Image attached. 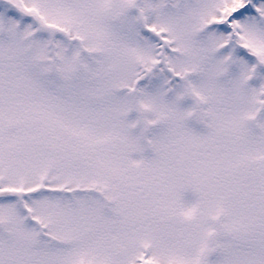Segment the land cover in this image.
Wrapping results in <instances>:
<instances>
[{"label":"rangeland","instance_id":"374dc122","mask_svg":"<svg viewBox=\"0 0 264 264\" xmlns=\"http://www.w3.org/2000/svg\"><path fill=\"white\" fill-rule=\"evenodd\" d=\"M107 65L112 66L110 73ZM143 69L156 74L157 80L140 85L142 97L134 100L120 90L127 84L132 88L129 82ZM170 76L172 84L167 81ZM188 77H193L189 78L193 91L205 97L201 107L208 117L205 135H190L181 126L185 110L161 100L162 90ZM138 108L147 124L172 121L180 138L193 144L173 139L175 145L191 158L200 154L202 160L219 158L221 171L228 166L232 149L239 150L243 143L255 148L247 147L246 164L263 159L259 154L264 155V0H0V186L102 187V196L110 201L105 212L111 211L113 223L101 221L93 227L97 233L91 242H84L76 231L67 235L65 218L59 220L60 205L51 207L50 200L31 204L36 220L60 241L45 245L34 242L33 229L18 226L12 207L5 205L4 211L0 203V220L5 221L0 227L10 232L9 237L0 235V264H73L77 258L82 264H130L137 251L141 258L142 251L138 244L136 251L126 250L124 238L143 242L149 264H190L185 252L168 248L197 245L208 227L204 214L189 223L177 219L170 236L162 227L150 225L149 207L134 208L127 217L132 233L123 225L127 219L121 200L132 192L126 183L121 187L120 163L130 155L126 148L135 140ZM7 123L14 124L10 132L5 131L12 127ZM221 143L222 151L217 149ZM106 160L118 174L111 175L109 190L104 188ZM139 160L133 165L139 166ZM145 169L151 170L144 165ZM222 176L229 178L226 172ZM79 199L82 218L88 203ZM90 206L95 212L99 203ZM228 207L233 208L230 203ZM232 217L229 213L228 226ZM178 233L182 237L177 239ZM236 253L229 252L214 264H248Z\"/></svg>","mask_w":264,"mask_h":264},{"label":"flooded vegetation","instance_id":"af4514ba","mask_svg":"<svg viewBox=\"0 0 264 264\" xmlns=\"http://www.w3.org/2000/svg\"><path fill=\"white\" fill-rule=\"evenodd\" d=\"M143 71H145V69H143ZM142 72H140V74ZM148 72L147 80L141 85L157 80L155 79L157 76L156 74L149 70ZM140 74H138V76ZM138 76L135 75L132 77L131 82H129L131 84L130 86L133 85L134 80ZM189 78L193 77L180 78L177 80L178 84H175V86L168 90H162L161 100L163 102L173 101L177 107L185 110L181 126L183 128H188L190 135H205L208 129L206 123L208 117L207 114H205L206 111L202 112L201 109L204 96L201 97L199 91L198 93L193 91L192 79ZM173 80L174 76H170L169 80L167 79L169 84H172L170 82ZM198 80L200 79L194 81ZM218 80L220 81L219 78ZM127 85L124 89L119 90L124 92L127 97H133L134 100H138L139 97H142L139 93V88H130L129 86L127 87ZM193 94L199 95L202 99ZM126 106H128L127 103L125 107ZM143 115V111L138 108L137 115L135 116L140 121L138 120L135 122V136L133 134L135 140L132 142L131 147L129 146L126 148V150L131 151L130 155H127L125 159H123L124 161L120 163L121 174L119 175L122 177L121 187H124L126 183L127 186H131L132 192L131 196L121 200V202L124 203L122 209L125 216L124 219H127V217L133 213L134 208L141 209L149 207L153 209L150 225H154L156 229L162 227L163 233L166 234V236H170L171 233L175 234L177 219L179 221H184V219H186L189 223L192 221L193 217L202 213L207 219L208 227L201 236L196 239L197 245L187 243L185 249L176 250L168 248V251L185 252L190 260V264H214L217 259H222L226 254L234 250H237L235 257L238 259L243 257V260L248 264H260V261H264L262 258L264 256V254H262L264 253V155L259 154V157H263V159L258 161L252 159L246 164V161L250 158H248L249 148L247 147H251L253 144L243 143V146L239 150L232 149L231 159L226 162L228 166L221 171L218 168L220 164L219 158H213V160L210 161L207 159L202 160L200 157L201 154L191 158V155L189 156L181 145H175L173 139L186 141L184 145L191 146L193 144L188 138H180V130L172 121L167 122L161 119L157 120V122L155 121L151 124H147L143 122ZM165 123L167 124L165 125ZM7 124L8 127H12L6 128L7 130L5 131H12V129H14V124ZM127 143L129 144V141H127ZM217 149L222 151L223 143H221ZM217 149L212 151L213 154H218ZM149 153L150 156H147ZM131 156L134 158V162L132 161L133 159H130ZM138 159H140V165H133L136 163L135 161L138 162ZM144 165L151 168V170H143ZM112 166L113 164L111 161L106 160L104 188L108 190L111 188V175L116 174L118 176ZM240 167L242 168L240 169ZM224 172L229 176L228 179L224 180L223 176L221 178ZM207 173L213 174L208 177L206 176ZM128 178L131 179V181H126ZM222 181L224 183H222ZM138 186L141 187V190H139ZM7 189L17 190L20 194L14 197H12V195L1 197L0 195V203L4 204L2 210H6L5 205L11 206V211L13 209L18 216V226L21 224L23 228L29 230L33 229L32 237L33 241L36 243L38 241H45L46 245L49 244V242H56L57 244L60 242L55 238L56 235L48 234L45 228L36 220L37 217L33 216L30 205H39L42 201L45 202L50 200L51 207L57 206L53 203L60 205L63 210L59 220L62 221L65 218L63 223L66 224L64 230L67 235L70 236L73 231H76L78 236L85 240L84 242H91L92 238L97 233L94 231L93 227L97 228L101 221L108 225L111 223V226L113 224L111 211L105 212L109 208L110 201H107L108 198L106 196H102V187L99 188L94 185H84L82 187L80 184L67 187L58 186V188H51L47 184L36 186L17 185V187L0 186V192ZM140 191H142V193L139 194ZM79 197L85 199L88 203V211L84 208L86 215L82 218L79 208V204L82 200L79 199ZM225 199H228V202ZM35 200L37 203H34ZM94 202L99 203V207L95 212H93L94 206H90ZM83 203H85V201H83ZM229 203L233 208L230 209V207H228ZM130 204L133 205V207H131ZM134 204H136V206ZM176 209L179 210V214L176 213ZM181 210L186 214H183V216L180 215L182 214ZM102 213L108 214L110 219H105ZM229 213L233 214V224L231 226H228ZM14 218L15 216L12 215V218L9 220H14ZM20 221L22 222L20 223ZM4 222V220H0V226L3 225ZM75 223L79 224L78 229H75V226H77ZM180 223L182 226L184 225V223ZM217 223L219 224L215 231L217 238L215 242L211 243L208 241V236L214 231V226ZM123 225L125 230L130 234L131 228H133L131 219H127ZM9 234L10 232L7 229L0 227V235L2 237H9ZM127 237H129V235H127ZM181 237V234H176L177 239ZM124 240L128 243L126 250H132L131 252L136 251L134 246L138 244L139 250L142 251V253H140L142 255L141 258L137 251L134 255L137 258H135V260L132 258L133 260H130V264L151 263L150 260H148L149 263L146 262L148 254L145 253V251L149 250L142 248V241H138L139 243L137 242L134 244L131 238L129 240L124 238ZM66 242L67 241H65V243ZM230 245L231 248H229ZM131 246L133 248H131ZM81 248L82 247H80V249ZM239 249L245 252H252L243 254ZM44 255H47L46 251ZM99 257L107 259L105 255H99ZM82 258L83 262H85L86 257L82 256ZM74 260L75 261L72 262L73 264H79L77 260L81 263V260L78 258ZM212 261L213 263H211Z\"/></svg>","mask_w":264,"mask_h":264},{"label":"water","instance_id":"95a60500","mask_svg":"<svg viewBox=\"0 0 264 264\" xmlns=\"http://www.w3.org/2000/svg\"><path fill=\"white\" fill-rule=\"evenodd\" d=\"M105 70H106L107 73H110L112 71V66L111 65H107L105 67ZM147 75H148L147 73H144L139 78H137L135 80V85L137 86L139 83H141L142 81H144L146 79ZM11 193L14 194L13 191L5 190V191H1L0 192V195L5 196V195H9ZM218 226H219V224L217 223L214 226V231L212 233H210V235L208 236V241L211 242V243L216 241L217 234H215V231L218 228Z\"/></svg>","mask_w":264,"mask_h":264}]
</instances>
